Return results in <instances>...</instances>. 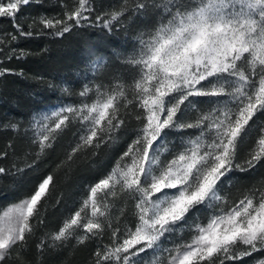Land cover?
Returning a JSON list of instances; mask_svg holds the SVG:
<instances>
[{"label": "snow or ice", "instance_id": "obj_1", "mask_svg": "<svg viewBox=\"0 0 264 264\" xmlns=\"http://www.w3.org/2000/svg\"><path fill=\"white\" fill-rule=\"evenodd\" d=\"M43 2L0 0V18L14 29L0 33V82L25 76L6 62L48 51L17 47L21 39L89 28L135 34L112 53L107 80L106 58L89 62L91 79L78 90L35 77L75 101L3 126L27 148L18 154L9 140L0 149V161L11 156L0 178L35 171L72 140L27 196L0 207V264H30L34 241L40 256L91 243L89 264H264V177L235 199L230 191L264 167V0H120L110 10L57 0L56 14L20 22L23 7ZM121 140L112 166L47 230L49 206L64 200L57 174L67 180L82 159Z\"/></svg>", "mask_w": 264, "mask_h": 264}, {"label": "trees", "instance_id": "obj_2", "mask_svg": "<svg viewBox=\"0 0 264 264\" xmlns=\"http://www.w3.org/2000/svg\"><path fill=\"white\" fill-rule=\"evenodd\" d=\"M119 4L120 0H95L96 7L104 10L118 7ZM59 11L57 0H44L42 4L33 3L23 7L18 16L20 22L26 26L32 17L40 14L54 15ZM12 31H14L12 22L7 18H0V33ZM134 34V28H130L127 35L121 32L114 36H109L100 28H89L78 30L59 40L47 37L21 39L17 47L28 49L33 53H39L42 48H47L48 51L43 55H32L24 60L13 59L4 65L17 71L22 69L25 76L8 75L0 82V149H3L9 140L13 141L18 154H22L27 148L25 140L3 127L7 122L19 121L22 126H25L34 113L50 109L53 105L60 104L62 100L68 103L76 99L75 97H62L59 91L48 89L46 83L38 82L35 77L42 76L45 81L51 80L57 85L67 84L74 90H78L83 84L79 75H84L89 62L97 58H107L109 68L101 77L107 80L114 60L112 53L123 51L122 46L128 44ZM71 140L72 136L69 133L63 145L57 146L42 159L35 171H28L17 177L0 178V207L27 196L37 181L52 171L62 158L64 147H67ZM124 146V140H121L109 150L102 149L95 157L89 156L82 159L74 166L67 180L64 179L63 171L57 174L60 180V190L64 192V200L58 207L49 206L47 230L55 229L61 218L78 206V202L85 194L86 186L112 166ZM10 161L11 156L0 163L8 165ZM237 175L240 176V174ZM262 177H264V167L259 166L254 171L243 174L241 183L230 190L232 198L235 199L242 195L245 186H250ZM93 248L94 245L91 243L76 247L69 245L63 249L46 251L43 256H40L36 251L34 241L24 253V258L30 264H89ZM262 257L264 256L258 259ZM245 259L247 264L253 262L252 258Z\"/></svg>", "mask_w": 264, "mask_h": 264}, {"label": "rangeland", "instance_id": "obj_3", "mask_svg": "<svg viewBox=\"0 0 264 264\" xmlns=\"http://www.w3.org/2000/svg\"><path fill=\"white\" fill-rule=\"evenodd\" d=\"M106 59H107V58H106ZM112 59H114V57H112ZM107 60H108V59H107ZM84 71H85V72H86V71H89L88 65H87V67H86V69H85ZM85 72H84V73H85ZM79 76H80L81 79H82V83L86 82L87 79H91V76H90V75H89L88 77H86L85 74H84V75H83V74H80ZM117 144H118V143H117ZM117 144H116V145H117ZM116 145H114V147H115ZM117 156H118V155H117ZM117 156H116V158H117ZM225 191H229V190H228V189H225ZM201 219H205V217L202 216ZM260 259H264V257H262V258H260ZM250 264H253V262L250 263Z\"/></svg>", "mask_w": 264, "mask_h": 264}]
</instances>
